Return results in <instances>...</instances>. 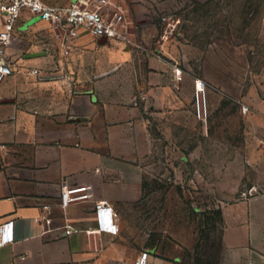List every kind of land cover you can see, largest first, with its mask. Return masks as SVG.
Returning a JSON list of instances; mask_svg holds the SVG:
<instances>
[{"label":"crops","instance_id":"crops-1","mask_svg":"<svg viewBox=\"0 0 264 264\" xmlns=\"http://www.w3.org/2000/svg\"><path fill=\"white\" fill-rule=\"evenodd\" d=\"M45 1L68 5L73 0ZM38 19L25 15L16 35L32 34L37 47L49 50L48 57L33 47L0 85V225L14 222L12 240L4 243L0 235V264H135L143 251L150 254L149 264H179L180 256L167 258L147 247L127 220L130 205L144 199L154 152L152 120L195 121L198 78L179 65L176 54L149 53L140 60L121 42L109 44L88 34L66 54L49 24L36 29ZM254 104L258 113L249 120L257 132L250 134L264 142V100ZM162 139L179 135L167 129ZM175 151L179 154V148ZM254 155L250 162L258 175L250 178V192L229 199L222 209L228 264H264L261 144ZM252 170L243 167L238 187ZM65 185L79 189L66 208ZM101 201L118 214L116 234L99 230L96 204ZM45 205L51 208L50 225L42 219ZM68 221L76 228L71 235L64 229Z\"/></svg>","mask_w":264,"mask_h":264},{"label":"rangeland","instance_id":"rangeland-1","mask_svg":"<svg viewBox=\"0 0 264 264\" xmlns=\"http://www.w3.org/2000/svg\"><path fill=\"white\" fill-rule=\"evenodd\" d=\"M113 1L122 6H113L111 17L123 15L124 37L107 43L121 42L140 60L149 53L176 54L179 65L208 88L206 120L195 116L176 125L154 116L145 200L130 205L129 229L158 255L180 256L179 264H228L222 209L229 199L250 192V178L258 175L250 161L258 143L264 147L251 136L257 127L249 120L258 113L254 102L264 100V0ZM46 24L41 20L36 29ZM33 37L16 35L8 47L14 63L37 47ZM35 51L48 57L46 46ZM167 129L179 139L163 140ZM248 165L253 170L238 187L236 179Z\"/></svg>","mask_w":264,"mask_h":264},{"label":"built area","instance_id":"built-area-1","mask_svg":"<svg viewBox=\"0 0 264 264\" xmlns=\"http://www.w3.org/2000/svg\"><path fill=\"white\" fill-rule=\"evenodd\" d=\"M115 6L113 0H73L68 5H56L45 0H0V85L14 72V61L8 55L9 45L16 39V31L20 20L25 15H31L46 21L54 31V34L63 51L68 54L73 42L84 34L97 39L117 41L124 37V17L116 12L111 17V9ZM194 114L200 120L208 118V88L206 83L198 78L195 81ZM243 112L249 111L248 106H243ZM79 189H71L65 185L62 190V205L66 208ZM43 221L50 225L53 221L50 216L49 205L43 207ZM96 216L99 222V230L118 233L119 226L116 221L118 214L108 204L101 201L96 204ZM14 222L0 225V235L4 243L13 239ZM67 235H71L76 228L71 222L64 225ZM150 254L143 251L138 256L135 264H149Z\"/></svg>","mask_w":264,"mask_h":264},{"label":"water","instance_id":"water-1","mask_svg":"<svg viewBox=\"0 0 264 264\" xmlns=\"http://www.w3.org/2000/svg\"><path fill=\"white\" fill-rule=\"evenodd\" d=\"M38 20H41V18H39Z\"/></svg>","mask_w":264,"mask_h":264}]
</instances>
